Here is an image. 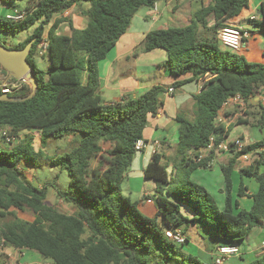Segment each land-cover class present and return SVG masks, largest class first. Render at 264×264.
<instances>
[{
	"label": "trees",
	"instance_id": "1",
	"mask_svg": "<svg viewBox=\"0 0 264 264\" xmlns=\"http://www.w3.org/2000/svg\"><path fill=\"white\" fill-rule=\"evenodd\" d=\"M1 1L9 7H14L16 1L28 2L19 11L23 14L21 20L0 16V31L15 36L36 26L31 35L11 50H23L33 42L27 60L39 88L25 102L0 101V128L11 129L15 136L23 131H38L42 134V147L48 138L80 135L81 139L71 152L52 161V166L69 175L68 187L57 188L56 194L74 208L72 214L48 202L47 186L39 188L24 181L23 167H36L41 155L31 139L11 144L10 149L0 148V217L13 216V209H29L35 215L33 222L14 216L2 224L0 249L35 252L52 264H166L163 252L170 248L181 256L179 264H205L183 256L175 243L166 242L165 231L197 224L218 240L241 243L255 228H264V140L235 152L228 164L221 167L225 179L223 209L219 210L204 186L191 180L195 170L210 168L214 153L197 160L201 151L210 146L211 139L219 144L230 135L231 130L219 120L224 104L236 96L247 104L264 91V63L229 52L218 39L227 21L250 10L251 0H213V4L196 13L189 26L153 31L145 38L141 51L165 50L168 58L164 67L173 76L192 74L191 82L208 79L195 97L193 119H178L175 176L161 163L159 155L145 169V178L159 184L161 221L145 217L137 204L123 194L122 184L138 152L136 144L143 139L148 116L158 113L160 97L169 89L157 86L137 98L103 103L98 65L128 31L136 14L142 8L153 9L162 0ZM75 6L87 20L84 29L74 28L63 17ZM260 14L261 20L254 24L264 32V1ZM57 16L60 18L55 19ZM209 17L214 20L212 27L208 26ZM65 23L69 24L71 34H56ZM46 29L49 66L44 72L33 58ZM1 71L8 75L4 69ZM84 73L86 84L82 79ZM10 82L17 83L13 78ZM182 85L176 84L174 88ZM31 93L32 87L25 84L8 96L27 98ZM241 123L248 122L240 120ZM256 125L264 127V106ZM262 148L259 159L240 170L241 178L256 181L258 191L249 194L241 182L235 195L237 158ZM93 159L97 163L92 167ZM161 185L167 188L162 189ZM245 196L253 201L250 210L241 209L237 200ZM183 208L193 216L184 215ZM3 256L0 254V264H6ZM251 264H264V255Z\"/></svg>",
	"mask_w": 264,
	"mask_h": 264
},
{
	"label": "crops",
	"instance_id": "2",
	"mask_svg": "<svg viewBox=\"0 0 264 264\" xmlns=\"http://www.w3.org/2000/svg\"><path fill=\"white\" fill-rule=\"evenodd\" d=\"M263 1L256 2L251 0L248 12L227 21L225 26L241 28L247 33L243 40L242 48L237 54L244 55L249 61L257 63H264V50H260L261 44L257 40L258 32L262 34L264 32L254 24V22L261 20L260 8ZM193 2L194 0H162L153 9L142 8L134 17L128 31L98 65L99 95L103 103L106 104L120 102L126 98H137L157 86L167 90L174 89L173 93L167 92L160 97L161 104L158 113L148 116L142 139L145 148L138 151L135 155L122 184L123 194L137 204L139 211L145 217L156 218L159 221L162 220L160 216L161 204L157 195L159 184L145 178V169L153 157L159 155L161 156V163L167 165L169 173L175 176L173 159L176 155L179 141L178 119H193L196 111L195 97L201 92L202 85L208 79L191 82L192 74L175 77L164 67V63L168 58L165 50L156 49L143 53L141 48L148 33L168 28L189 26L195 19L196 13L202 7H208L213 4V0H201V8L196 9L193 6ZM76 9L80 10V8L75 6L68 10L63 17L69 19L74 28L84 29L87 25V20L81 15V10L80 15L74 13ZM20 10L22 9H18L16 5L9 7L2 1L0 3V13H3L2 17L13 16ZM255 16H258V20L252 21L251 18ZM208 19V26L212 27L214 25L213 17ZM64 30L61 35L71 34L70 26L68 28L65 27ZM44 38H47V36H44ZM0 76L4 77L2 86L8 84L11 80L9 74L4 76L2 71ZM86 82L87 74L84 73L83 84H86ZM179 83L183 85L174 88ZM251 106L257 113L254 119L251 118L253 115ZM261 106H264V91L256 95L247 104L244 103V106L232 105L223 107L219 114V120L231 131L235 127L237 129L241 124L254 128L257 127L256 122L260 117ZM235 107H238L241 111L234 114ZM240 120L248 123L239 124ZM235 140H240L244 148L263 139L253 140L250 138L248 141L241 137L232 140L229 135L223 142L231 144ZM237 151L233 147L229 151L206 148L200 153L203 158L209 156L210 153H214L209 169H215L213 173L219 174L218 186L220 188L219 192H222L220 201H216L219 210L223 209L225 202L223 193L225 179L221 167L228 164ZM262 151L263 148L256 152L245 153L248 159H245L243 154L237 158L233 176L235 195L238 194L241 182L248 188L249 194H254L258 191L256 181L249 177L241 178L240 170L250 167L257 161L259 159L258 154ZM198 170H195V172ZM262 171H264V167H262ZM197 183L204 186L201 182ZM161 187L166 189L167 185H161ZM204 187L208 190L206 186ZM209 193L211 194V192ZM211 195L213 196V194ZM237 200L241 209L249 210L252 207L253 201L247 196L237 197ZM182 211L188 217L193 216L189 209L183 208ZM184 227L179 229L183 231L188 242L184 246H179L181 254L197 258L205 264H213L220 257V247H235L239 251L237 254L229 256L224 264H251L264 255V228H255L244 242L231 243L218 240L213 233L197 224L193 225V229L189 232V226L186 229ZM30 252L28 250L6 247L1 254L6 258V264H52V262L44 260L41 255ZM27 256H30L31 260L26 261L24 258Z\"/></svg>",
	"mask_w": 264,
	"mask_h": 264
},
{
	"label": "rangeland",
	"instance_id": "3",
	"mask_svg": "<svg viewBox=\"0 0 264 264\" xmlns=\"http://www.w3.org/2000/svg\"><path fill=\"white\" fill-rule=\"evenodd\" d=\"M256 2L260 0H255ZM1 3V0H0ZM27 1H16L15 5L18 9H24V7L27 5ZM193 6L196 7V9L201 8V0H194ZM76 14L80 15V10L76 9ZM0 16H3V13H0ZM60 17L57 16L55 19H59ZM54 19V20H55ZM207 22H209V19H207ZM65 27H69L67 24H61L60 28L56 31V34L61 35L64 33ZM86 27V26H85ZM36 26L30 29L27 32H22L17 35L8 34L6 32L0 31V46L3 48H6V50L12 51L11 48L14 45H17L21 42H23L29 35L33 33ZM48 29H46L45 36H47ZM257 40L261 44L260 50H264V34L258 32L257 34ZM223 47V46H222ZM26 48V47H25ZM24 48V49H25ZM224 48V47H223ZM228 50V49H227ZM229 52L233 54H237V52L233 50H228ZM34 62L36 66L44 71H48L49 66V60L47 53L44 56H40L39 52L37 51L36 55L34 56ZM1 66V65H0ZM2 67V66H1ZM0 75H1V68H0ZM83 79V78H82ZM4 77L0 76V87L3 84ZM12 85L15 84V82H9ZM8 83V84H9ZM26 85H28L26 83ZM107 102V101H106ZM241 109H238V107L234 108V114L236 112H240ZM251 111L253 115L251 116L252 119L255 118L256 114L255 110H253V107L251 106ZM7 129V128H6ZM5 130V128H0V148L1 149H10L12 145L19 144L24 139H31L33 142V146L36 151H41V155L38 158V164L36 167L31 166H25L23 167V179L26 183L32 184L36 187L43 188L48 187L49 195H48V202L54 206H56L59 210H61L64 213L71 214L74 211L73 207H70L66 204H64L61 200L58 199L56 194V189H66L68 187V184L70 182L69 175L66 171L62 170L60 167H54L52 166V161L62 157L64 154L71 152L74 148H76L80 142V135H68L64 138H48L45 140L44 147L41 145L42 140V134L38 131H23L20 132L17 136L14 138V142H8L4 140L2 133ZM244 137L245 140H250L252 138L253 140L263 139L264 140V127H254L250 128L245 126L244 124H241L234 129H232L230 138L237 139ZM12 144V145H11ZM96 161V162H95ZM92 167L97 163V160H93ZM172 166V164H171ZM215 169H199L198 171H194L191 174V180L194 182H201L204 186L208 188V192H211L213 194V197L216 199V201H220L222 196V192H219V186H218V173H213ZM177 179V178H176ZM250 210V208H249ZM13 216H9L6 219H2L0 217V226L6 222H9L13 220V217H18L22 220H26L29 222H33L35 220V215L32 211L29 209H25L24 211L19 210H12ZM185 229L187 226L184 227ZM188 232L193 229V225H190L188 227ZM166 242H171L167 240ZM165 244V243H164ZM177 245V244H176ZM176 249H180V245H177ZM180 246V247H179ZM3 249H0V254L2 253ZM33 254H36L34 252H30ZM164 259L167 261L166 264H179L182 260L181 256L178 254H175L170 248L167 252H163ZM3 258L6 261V258L3 256ZM30 256L25 257L24 259L31 260ZM8 259V258H7ZM10 259V258H9ZM9 262V261H8ZM156 264V263H155Z\"/></svg>",
	"mask_w": 264,
	"mask_h": 264
},
{
	"label": "built area",
	"instance_id": "4",
	"mask_svg": "<svg viewBox=\"0 0 264 264\" xmlns=\"http://www.w3.org/2000/svg\"><path fill=\"white\" fill-rule=\"evenodd\" d=\"M7 18L13 19V20H21L23 18V14L18 12L13 16H8ZM251 20L257 21L258 16L252 17ZM245 36H247V33L245 31H243V29H241V28L224 27L223 29H221L219 31L218 39L220 40L221 44L223 45V47L225 49L233 50L235 52H239L242 48L243 40H244ZM47 46H48L47 38H43V40L40 42V44L38 46V50H37L39 52L40 56H44L47 53ZM202 80H204V79H202ZM25 84H26V82L22 81V82H17L14 85L5 84V85L1 86L0 88H1V91L3 94L11 95L15 91H18L19 89H21L22 85H25ZM173 91H174L173 89H169L168 92L173 93ZM232 105L244 106V102L241 99V97L236 96V97L230 98L224 104V107H228V106H232ZM2 136H3L4 140H6L10 143L14 142L15 135L11 129H5L2 133ZM231 147L237 149L238 151H241L243 149V145H242L240 140H235L231 144L225 143L223 141L219 144H215L214 139H211V144L208 148L209 149L215 148L218 151H229ZM144 148H145V144L143 141H139L136 144V150L137 151H141ZM243 155H244L245 159H248V157L245 153ZM202 159H203V157L200 156L197 161H201ZM165 237L167 240H169V241H171L177 245H180V246H184L188 242L187 237L185 236L183 231L180 230L179 228H168L165 231ZM238 252H239L238 249L235 247H220L219 248L220 257L215 260V264H224L226 262V260L229 258V256L235 255Z\"/></svg>",
	"mask_w": 264,
	"mask_h": 264
},
{
	"label": "water",
	"instance_id": "5",
	"mask_svg": "<svg viewBox=\"0 0 264 264\" xmlns=\"http://www.w3.org/2000/svg\"><path fill=\"white\" fill-rule=\"evenodd\" d=\"M33 42L27 45L23 50H6L0 46V65L8 74L10 79L17 82L25 81L32 87V93L27 98L10 97L7 94L0 96V101L25 102L31 99L37 92L39 85L35 77L33 67L28 63V56L31 52Z\"/></svg>",
	"mask_w": 264,
	"mask_h": 264
}]
</instances>
